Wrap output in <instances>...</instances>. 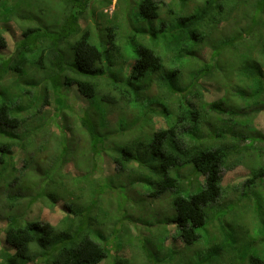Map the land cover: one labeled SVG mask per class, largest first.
I'll return each mask as SVG.
<instances>
[{"label":"trees","instance_id":"trees-1","mask_svg":"<svg viewBox=\"0 0 264 264\" xmlns=\"http://www.w3.org/2000/svg\"><path fill=\"white\" fill-rule=\"evenodd\" d=\"M262 110L264 0H0V264H150L132 202L168 210L164 264H264ZM108 160L139 202L102 193ZM61 202L58 224L33 215Z\"/></svg>","mask_w":264,"mask_h":264},{"label":"rangeland","instance_id":"rangeland-1","mask_svg":"<svg viewBox=\"0 0 264 264\" xmlns=\"http://www.w3.org/2000/svg\"><path fill=\"white\" fill-rule=\"evenodd\" d=\"M110 13H111V11H109V14ZM17 36L19 37L20 35H17ZM10 37L12 38V36H10ZM11 38L8 39V48H7L8 51H11L15 45L14 40ZM68 59H70V61H71V58H68ZM28 79L29 78H27V80ZM28 81H31V79H29ZM206 90H209V89L206 88ZM151 92L153 94H156L157 93L156 87H153ZM173 93L174 92L170 90L168 95L171 98H177L176 95ZM232 93L236 94L235 91ZM232 99H233V101L235 100L238 102V99L236 97H233ZM75 100H76L78 106H82L79 103L80 102L79 100H77V99H75ZM240 101H241V99H240ZM241 103L244 106V102L241 101ZM81 109L83 111H85L83 108H81ZM113 118L115 119L114 116H113ZM217 120H219V119H217ZM217 120L213 116V117L209 118L207 123H206V128L208 130L207 133L210 136V138H209L210 140H213V138H215V135H216V133H218V131H219V134L222 133V131H220L222 129V127L219 125L220 124L223 125L224 122L218 124L219 122ZM142 124H144V123H142ZM142 124H137L133 129H130L129 132L132 130L135 132H141L143 129L146 128V125L142 126ZM252 126L255 127L256 130H258L264 134V110H262L258 115L254 116V122L252 123ZM68 139H70V137ZM226 142H228L227 139H221L222 144H225ZM247 143L248 142H246V144ZM258 146L263 148L264 144L260 143V145H258ZM261 154H262L263 160H264V151H262ZM22 157L23 156H21L20 162L18 164L19 167L22 166ZM104 165L107 166V167H105V170H106V172L107 171L108 172L105 175H103V177L100 178V181H99V185H101V187H102V191H103L102 193L110 194L114 200L116 197L120 196L123 204L125 202H128V201L139 202L138 198H137V191H134V190L132 191L130 186L124 187L123 175L113 173V171H114L113 169L115 167H117L115 162L108 160V162L105 163ZM190 168L185 169V172L187 173L186 177L187 178L192 177V178L196 179L197 181H199V179H201V175L197 174V172H195L192 175ZM77 169L79 170V168H77ZM109 169H111V170H109ZM67 171L76 172V168L72 165V163H66L63 167V171L61 170V174H62V181L64 182V184L75 186L76 184L74 181V177H77V175H68ZM83 171L85 172V170H83ZM249 173H250L249 162H246L245 164L244 163L239 164V165L234 164L233 168H231L230 170H227V171L225 170L223 172L222 184H223L224 189L227 192V194L224 195L225 197H224V199H222V201L220 203H223V202L228 203L229 201H234L237 198L238 192L235 190V188H237V185L242 183L247 178ZM189 181H191V180H189ZM85 184H87V183L85 182L82 186H84ZM105 184L109 185V186H106L107 189H104V187H103V185H105ZM115 187L117 189H115ZM170 198H171L170 194L164 195V197L162 199L164 201L162 204L164 209L169 207V202L171 200ZM72 202L74 203V205H77V206L81 205V199H75L73 201L70 199H66V201H65V203H70V204ZM62 204H63L62 202L59 203L54 209H51L49 207L41 208V207L37 206L33 211V215L40 216L41 220L49 221L53 224H58V222L61 220L62 216L64 215L63 210H62V208H63ZM130 204L132 205L131 209L135 208V215L132 218H134L138 223L141 224L140 225L141 230L139 229V232L141 231V233H138V234L134 233L132 240H136V244L135 245L131 244V246L133 248L137 249V247H136V245H137L138 250L140 249V252L146 256V261H148L150 264L169 263L170 259L168 257H166L167 256L166 254H170V250L166 249L163 251L160 248V238L165 237V235H167V233H168V230L170 229V226H168L166 223L163 222V220H167V218H168V210L166 212H164L163 214H161L160 216H156L155 210H150L148 208V204H146V203H144L143 208H140V209H136L137 208L136 202H135V204H134V202H132ZM86 205H87L86 203H83L82 207L86 206ZM244 206L246 207V204H244ZM156 210L158 212H161L162 208L157 207ZM241 219H242V216H241ZM0 226H2V225L0 224ZM133 230H135V229L133 228ZM169 234H171V232ZM123 238L126 240H129V239H131V235H129V233H126L123 236ZM137 241L139 242L138 244H137ZM118 256L119 255H116V257H118ZM157 258L159 260H156Z\"/></svg>","mask_w":264,"mask_h":264}]
</instances>
